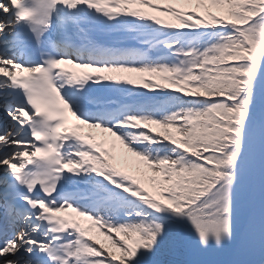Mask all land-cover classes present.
I'll use <instances>...</instances> for the list:
<instances>
[{
    "label": "snow or ice",
    "instance_id": "6c2138e0",
    "mask_svg": "<svg viewBox=\"0 0 264 264\" xmlns=\"http://www.w3.org/2000/svg\"><path fill=\"white\" fill-rule=\"evenodd\" d=\"M0 264H264V0H0Z\"/></svg>",
    "mask_w": 264,
    "mask_h": 264
}]
</instances>
